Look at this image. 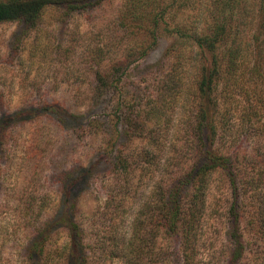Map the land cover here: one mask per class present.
Instances as JSON below:
<instances>
[{
  "label": "rangeland",
  "instance_id": "374dc122",
  "mask_svg": "<svg viewBox=\"0 0 264 264\" xmlns=\"http://www.w3.org/2000/svg\"><path fill=\"white\" fill-rule=\"evenodd\" d=\"M54 2L34 23L0 24V264H120L144 201L114 191L118 170L132 169L146 200L161 171L192 167L199 71L216 59L239 62L231 87L215 77V146L247 179L236 192L246 264H264V0ZM218 181L216 262L230 205Z\"/></svg>",
  "mask_w": 264,
  "mask_h": 264
},
{
  "label": "trees",
  "instance_id": "16d2710c",
  "mask_svg": "<svg viewBox=\"0 0 264 264\" xmlns=\"http://www.w3.org/2000/svg\"><path fill=\"white\" fill-rule=\"evenodd\" d=\"M54 1H0V24L18 20L34 23L44 8L55 3ZM238 63H221L216 59L210 67L207 64L201 66L196 88L198 110L193 117L195 122L189 135L191 151L195 154L196 161L189 170L171 176L169 178L171 181L165 172L161 171L160 180L156 183L152 195L150 194L146 200L142 195L144 191H141V186L133 188V179L125 177L132 175V169L126 168L125 172L118 170V173H121L120 178L126 183L119 181L114 191H123L125 194L134 189L133 191L144 201L139 210L132 215L129 229L119 238L122 244L120 250L126 251V255L122 254L119 258L120 264H204L203 251L210 249L213 241L209 230L216 225L211 223L217 216L213 217L210 214L209 201L213 184L217 180L219 186L223 185L230 191L228 200L230 205L224 213L226 251L223 253L225 258L216 262L215 253L207 250L210 257L207 259L208 264H246L247 244L239 219L242 216V207L238 205L236 192L237 181L241 180L246 184L247 179H243L237 173L239 167L235 166L232 157L216 148L215 143L220 133L215 113L211 110L217 86L215 77L222 74L224 85L231 87L233 77L229 72H233L232 67ZM215 178L216 181L213 182ZM151 199L154 200L153 204ZM111 219L115 222L117 217L113 216ZM73 227L74 230H78L77 225ZM80 243L71 238L66 246L77 248ZM66 246L64 250L68 249ZM91 252L92 249L86 253L91 255ZM94 253L96 256L95 250ZM64 256L65 261L71 259L70 254ZM95 256L89 258L93 259ZM84 260L87 264L88 260L86 258ZM148 261L150 262L147 263Z\"/></svg>",
  "mask_w": 264,
  "mask_h": 264
}]
</instances>
